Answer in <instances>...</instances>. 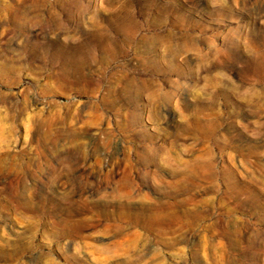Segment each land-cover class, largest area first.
<instances>
[{
	"label": "rangeland",
	"instance_id": "1",
	"mask_svg": "<svg viewBox=\"0 0 264 264\" xmlns=\"http://www.w3.org/2000/svg\"><path fill=\"white\" fill-rule=\"evenodd\" d=\"M0 264H264V0H0Z\"/></svg>",
	"mask_w": 264,
	"mask_h": 264
},
{
	"label": "bare ground",
	"instance_id": "2",
	"mask_svg": "<svg viewBox=\"0 0 264 264\" xmlns=\"http://www.w3.org/2000/svg\"><path fill=\"white\" fill-rule=\"evenodd\" d=\"M128 196V195H127ZM129 197V196H128ZM130 199V198H129ZM129 201V200H128Z\"/></svg>",
	"mask_w": 264,
	"mask_h": 264
}]
</instances>
